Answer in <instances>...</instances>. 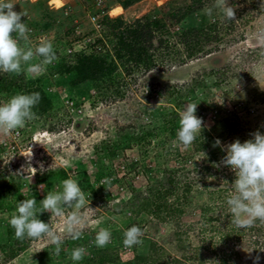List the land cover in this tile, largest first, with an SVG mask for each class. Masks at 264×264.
<instances>
[{"label":"rangeland","instance_id":"rangeland-1","mask_svg":"<svg viewBox=\"0 0 264 264\" xmlns=\"http://www.w3.org/2000/svg\"><path fill=\"white\" fill-rule=\"evenodd\" d=\"M33 1H13L15 11L27 13L22 21L30 29L29 38L34 39L35 34L43 32L47 34V41L54 44L61 42L64 49L69 45L73 51H80L79 44L88 37L96 38L101 35L102 32L94 34L95 29L101 28L98 20L96 23L91 20L98 7L102 10V15H121L130 21L146 13L162 16L172 7V4H168L170 0H139L127 9L120 5V0H102L101 4L97 0L95 5L88 0H63L61 3L52 0ZM206 2L204 8L212 7L214 0ZM228 2L236 12L234 30L231 29L233 22L227 21L224 24L229 29L212 54L190 60L186 65L171 70L159 68L137 75L136 83H132L124 99L112 95V98H105L100 104L95 98V85L79 81L76 74L66 73L61 82L45 86L53 106L48 112L36 114L38 118L19 129L21 135L17 138L0 133V264H88L87 259L96 257L98 250L106 248L111 257L115 253L120 257V262H129L138 255H149L152 241L160 243L172 255L181 257L177 231H184L185 223L199 220L203 206L212 209L216 215L222 214L224 202L219 198V191L225 187L223 182L228 173H231L230 168L225 166H221L220 173L209 181H196L193 194L191 193V203L179 221L177 218L161 221L154 219L148 212L138 213L124 202L131 201L133 188L142 190L156 183L165 174V170L176 173L184 169L192 171L200 165L202 157H206L205 153L199 155L194 152L188 158V153L194 151L192 145L187 149L174 145L180 117L175 127L168 125L167 128H161L160 132L157 130L164 122L169 121L165 118L173 110L179 114L187 105L197 104L196 115L206 119L203 130L213 135L215 140L219 139L221 145L237 139L243 143L246 141V132H254L258 126L264 128V104L249 108L245 94L247 89L255 87L264 91V2ZM118 6H122L124 11H114ZM98 15L101 17V14ZM205 18L209 22L225 20L218 14V10L214 9L212 16H208L203 9L184 20L181 26H174V29L200 26ZM30 42L33 49L39 44ZM39 59L34 58L31 63H38ZM22 67L26 68L27 65ZM45 72L46 70L43 73L22 72L19 75L7 74V77H13L15 81L22 83V76L26 80H33ZM192 77L205 83L199 85L193 93H187L180 105L172 97L175 94L170 96L169 92L179 90L177 85L184 84ZM146 83L160 88L164 94L158 92L160 97L146 98L142 94L143 89L149 87ZM5 97L0 94V99L6 102L8 99ZM69 98L84 104L83 113L74 115L70 112L66 104ZM66 111H69L73 119H69ZM230 123L235 126H229ZM143 125L145 127L141 129ZM148 132L151 144L147 148L138 138L131 142L127 140L128 134L143 135ZM120 136L125 144L128 142L133 146H119L115 149V154L108 153L109 156L96 151V145L102 140L120 139ZM6 141L16 144V149L12 150L9 145H5ZM145 151H148L147 154ZM31 152L30 163L37 170L25 169L23 172L22 167H27V157ZM127 163L129 165L126 166ZM41 165L44 169H40ZM86 171L90 176L89 180L93 181V189L85 188L87 181L82 178V174ZM45 178L46 182L43 181ZM105 178L107 182L101 183ZM66 179L76 180L90 202L89 206L79 210L83 218L80 229L82 237L78 240L68 238L66 217H50L45 212L38 218L49 222L53 230L64 237L59 256L53 255L54 245L46 239H29L25 248L14 256L11 255V247L8 246L11 241L8 220L15 212L17 202L35 197L39 206V201L49 191L62 190L60 183ZM209 188L214 191L213 196L209 195ZM133 225L142 229L143 244L125 247L123 234ZM102 228L110 230V243L104 248L90 245ZM198 234L199 230L191 233L195 242L199 241ZM234 235L235 238L227 247L240 253L242 259L238 264H253L256 246L250 234H239L236 231ZM77 247H84L86 253L81 261L73 262L70 254ZM95 264L101 263L96 261ZM258 264H264V251Z\"/></svg>","mask_w":264,"mask_h":264},{"label":"trees","instance_id":"trees-1","mask_svg":"<svg viewBox=\"0 0 264 264\" xmlns=\"http://www.w3.org/2000/svg\"><path fill=\"white\" fill-rule=\"evenodd\" d=\"M55 1L61 3V0ZM137 1L139 0H120V5L127 9ZM261 1L264 2V0ZM88 2H93L95 5L98 1L88 0ZM206 3V0H170L168 4L169 6L172 4V7L165 15L156 16L146 13L131 21L121 15L116 17L106 13L102 15V10L98 7L95 15L101 14L98 19L101 28L95 29L94 34L102 33L95 38L94 42L89 43L88 47L81 51H73L69 45L64 49L61 42L52 43L57 60L46 66V72L41 77L33 80L27 79V81L22 76L23 81L21 83L15 81L13 77H7V74L0 73V94L6 96V99H10L13 94L39 92L41 99L33 111L36 114H45L53 107L45 86L61 82L66 73H70L76 74L79 81L96 86L95 98L99 104L105 98H112V95L124 99L132 83H136L137 75H144L159 68L171 70L186 65L190 60L212 54L218 48L225 31L229 29L224 25L228 21L226 19L209 22L205 18L206 21L204 20L200 26L191 25L187 28L174 29V26H181L184 20L194 16L197 11L205 9ZM114 11L118 13L121 11V7H117ZM232 22L231 29L234 30L235 20ZM204 83L203 80L192 77L184 84L177 85L179 90L168 92L170 96L175 94L172 97L180 104L186 98L187 93H193L199 85ZM146 84L152 91L164 94L160 88L153 84ZM245 94L247 97L246 105L249 108L264 104V91L261 88H249ZM66 115L69 116L70 120L73 119L69 111H66ZM178 119L179 114L173 110L165 118L169 121L164 122L162 127H158L157 130L167 128L168 125L175 127ZM228 125L235 126L232 123ZM143 127L145 125L141 126V129ZM257 130L264 134L263 126H258L255 131ZM149 132L143 135L128 134L127 140L131 142L138 138L139 142L145 144L144 146L147 148V145L151 144ZM250 132L253 133V131ZM250 132L244 134L245 140L252 138ZM168 138L170 139V136ZM215 141L213 135L202 130L192 143L193 153H188V158L193 156L194 152L199 155L205 153L206 157L201 156L200 165L192 171L184 169V171L177 173L167 169L156 183L142 190L133 188L131 201L124 203L131 205V208L138 213L146 211L154 219L160 221L168 218H177L179 221L186 207L191 203L196 181H209L213 176L220 173V167L215 165L221 161L226 153L222 151L221 147L213 146ZM124 142L121 136L120 139H105L96 145L95 149L99 154L110 153L114 155L115 149L119 146H133ZM147 152L144 153L147 154ZM185 158L183 157V159ZM125 165H129V163ZM82 176L87 181L85 188L93 189V181L89 180L88 172L86 171ZM40 180L42 179L40 178ZM234 180L235 174L231 171L223 182L225 187L220 188L219 198L224 202L221 215H216L212 209L203 206L199 220L192 223H182L185 230L177 231L178 247L182 251L181 257L172 255L160 243L152 241L150 253L147 256L138 255L129 262H120V257L115 253V256L111 257L109 249L106 248L98 250L96 257L87 259L88 264H95L96 261L101 264H106V262L119 264H238L242 259L240 253L229 250L227 247V244L235 238L234 233L236 231L239 234L248 232L256 246L254 250L256 256H263L264 223L257 220L251 227L245 229H239L231 223V214L226 199L229 195L234 194L232 185ZM43 181L46 182V178ZM208 193L210 196L214 195V191L210 188ZM0 208H2L1 204ZM196 230H199L198 242L192 240L191 237V233L193 234V231ZM9 232L11 241L8 246L11 247V255L14 256L27 246L29 239H16L13 233L14 229L11 227Z\"/></svg>","mask_w":264,"mask_h":264},{"label":"clouds","instance_id":"clouds-1","mask_svg":"<svg viewBox=\"0 0 264 264\" xmlns=\"http://www.w3.org/2000/svg\"><path fill=\"white\" fill-rule=\"evenodd\" d=\"M13 0H0V73L16 74L43 73L46 66L57 60L51 41L42 40L33 49L28 33L30 29L22 21L26 12L15 11ZM218 10L222 19L235 20V8L229 5L228 0H214L212 7L205 8V13L212 16L213 10ZM32 38V37H31ZM34 58H40L38 63H31ZM27 65V67H22ZM41 99L39 92L31 94H16L6 102L0 104V133L11 135L19 129H23L28 122L37 119L33 111ZM197 104H189L179 112V128L176 132L175 146L187 149L195 141L204 126L203 119L196 115ZM251 139L240 142L239 139L226 145H221L217 139L214 147H221L226 155L215 165L230 168L235 174L232 183L234 194L229 195L226 203L231 214V223L239 229L251 227L255 221L264 223V134L259 130L250 134ZM32 152L27 157V167L22 171L37 169L31 166ZM40 169H44L43 165ZM103 183V181L101 182ZM62 190L49 191L39 201L35 197L17 202L16 210L8 220L9 226L14 229V236L18 240L46 239L54 245L53 255L59 256L64 237L58 235L50 223L38 218L45 212L50 217H66V235L71 240L82 237L83 218L79 210L89 201L81 190L79 183L73 179H66L60 183ZM123 245L125 247L140 246L144 235L141 228L133 225L124 232ZM111 241V232L108 229H100L90 245L104 248ZM264 251V250H262ZM86 249L77 247L71 251L70 259L73 262L84 258ZM259 256L253 259V264H258Z\"/></svg>","mask_w":264,"mask_h":264},{"label":"built area","instance_id":"built-area-1","mask_svg":"<svg viewBox=\"0 0 264 264\" xmlns=\"http://www.w3.org/2000/svg\"><path fill=\"white\" fill-rule=\"evenodd\" d=\"M99 4H101L102 3V0H100L99 2H98ZM99 19V15H93L92 17H91V20L94 22V23H96V21ZM34 39H31V41H34L35 42V44H38V43H40L42 40H47V34L46 33H43V32H41V33H38V34H35V37H33ZM95 41V38L94 37H88L87 39H85L84 41H82L80 44H79V46H80V51L81 50H83V49H85L86 47H88V45H89V43H92V42H94ZM143 93L142 94H144V96L146 97V98H152V97H154V96H156V97H160V94L158 93V92H156V91H152L149 87H146L145 89H143V91H142ZM5 102V100L4 99H0V104H2V103H4ZM66 104H67V107H68V109H70V112L72 113V114H74V115H80L81 113H83V111H84V104L82 105V104H80V103H78L75 99H73V98H69V99H67V101H66ZM92 105L90 104V107H91ZM200 118H202L203 119V122H205V117H203V116H200ZM21 135V131L20 130H18V134L16 133V132H14V133H12L11 135H9V136H11V137H13V138H17V137H19ZM5 145H9L8 147L9 148H11L12 150H15L16 149V144H13V143H11V142H9V141H6L5 143H4ZM103 182H107V178H105V179H103L102 180ZM101 181V182H102Z\"/></svg>","mask_w":264,"mask_h":264},{"label":"crops","instance_id":"crops-1","mask_svg":"<svg viewBox=\"0 0 264 264\" xmlns=\"http://www.w3.org/2000/svg\"><path fill=\"white\" fill-rule=\"evenodd\" d=\"M14 1V0H13ZM36 1H38V0H34L33 2H36ZM53 2H55V0H52ZM61 1H63V0H61ZM50 3H51V1H50ZM49 3V4H50ZM35 5V4H34ZM118 7H121V11H119L118 13H121L122 11H124V9H123V7L122 6H118Z\"/></svg>","mask_w":264,"mask_h":264},{"label":"bare ground","instance_id":"bare-ground-1","mask_svg":"<svg viewBox=\"0 0 264 264\" xmlns=\"http://www.w3.org/2000/svg\"><path fill=\"white\" fill-rule=\"evenodd\" d=\"M116 8H117V7H116ZM116 8H115V9H116Z\"/></svg>","mask_w":264,"mask_h":264}]
</instances>
